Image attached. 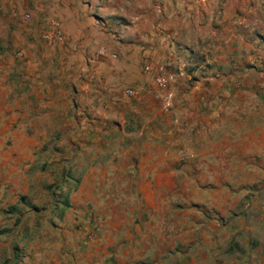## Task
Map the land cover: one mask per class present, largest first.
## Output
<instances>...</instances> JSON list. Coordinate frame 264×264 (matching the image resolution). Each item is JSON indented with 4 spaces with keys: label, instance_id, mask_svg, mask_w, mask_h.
<instances>
[{
    "label": "crops",
    "instance_id": "1",
    "mask_svg": "<svg viewBox=\"0 0 264 264\" xmlns=\"http://www.w3.org/2000/svg\"><path fill=\"white\" fill-rule=\"evenodd\" d=\"M248 1L114 0L109 21L129 20L119 39L82 23L67 72L0 49V264H196L210 227L174 207L191 200L189 170L264 149L263 45L218 14ZM10 6L0 0V25ZM193 17L220 51L191 69ZM148 65L186 76L161 90Z\"/></svg>",
    "mask_w": 264,
    "mask_h": 264
},
{
    "label": "rangeland",
    "instance_id": "2",
    "mask_svg": "<svg viewBox=\"0 0 264 264\" xmlns=\"http://www.w3.org/2000/svg\"><path fill=\"white\" fill-rule=\"evenodd\" d=\"M113 1L3 0V3L11 5V8L4 13L8 25H0V49L12 51L24 62L25 55L29 54L35 56L37 64L41 61L50 68L59 67L60 70L66 71L68 63L80 62L82 23H93L98 34H106L112 29L111 37L119 39L120 33L116 32L117 28L114 27L117 24L109 21L113 17L110 14ZM254 1H248L243 10L221 8L218 9V14L220 19L226 16L225 23H230L226 28L228 34L232 33V22L237 18L242 19L246 44L257 39L263 45L259 50L264 54V0ZM131 11L135 17L136 9ZM26 14L30 15V19L25 18ZM177 17L180 18L178 21H182L179 13ZM123 21L117 27L128 24L129 20L127 18ZM206 21L205 19L198 22L194 17L190 19V32L195 37V41L191 42L195 45L190 52L191 69L203 66L207 57L220 51L217 49V37H212V41L209 39L210 27ZM54 24H58L65 35L63 43H52L43 39V35L52 32ZM211 28L213 32L220 29L216 24ZM137 29L132 26L126 31L133 35L137 33ZM90 36L89 34L88 37ZM208 42H211L212 46L209 47ZM227 45L231 48V43ZM18 53H23V57H19ZM38 53L46 57L39 59ZM71 56L74 60L69 58ZM233 60L235 56H231L229 61ZM86 64L89 65L88 61ZM244 65L252 66L249 58H246ZM81 127L79 122V148L90 144L85 138L82 140L81 132L84 130L81 131ZM68 129L72 127L68 126ZM231 152L211 154L208 161H211L214 167L210 166L204 171L189 170L188 176L196 181L195 186L187 192L191 197L190 202L180 200L181 198L176 196L174 198L173 203L178 214H184L188 209L189 213H194L193 220H196L197 224L210 227L206 230L209 245H201L200 250H195L196 264H264V149L259 155L237 154L235 150ZM199 181H204V184ZM179 191L178 187V197L181 193ZM203 240V237L196 235L195 242L202 243Z\"/></svg>",
    "mask_w": 264,
    "mask_h": 264
},
{
    "label": "built area",
    "instance_id": "3",
    "mask_svg": "<svg viewBox=\"0 0 264 264\" xmlns=\"http://www.w3.org/2000/svg\"><path fill=\"white\" fill-rule=\"evenodd\" d=\"M25 18L27 20L30 19V15L26 14ZM43 39L52 43H63L65 41V35L60 29V26L58 24H54L52 32L43 35ZM17 55L19 57H23V53H18ZM144 71L149 74H152L155 71L153 82L155 86L161 90L168 89L171 85L177 83L179 79L186 76V72L184 70L169 71L165 67H156L154 69L149 65L144 68ZM127 94L133 95L134 91L127 90ZM167 107H171V104L168 103Z\"/></svg>",
    "mask_w": 264,
    "mask_h": 264
}]
</instances>
